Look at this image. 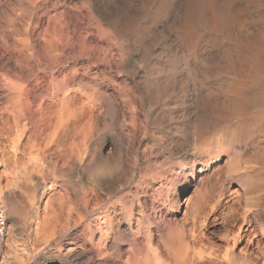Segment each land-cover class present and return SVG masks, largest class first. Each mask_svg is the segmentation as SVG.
Here are the masks:
<instances>
[{"label": "rangeland", "instance_id": "1", "mask_svg": "<svg viewBox=\"0 0 264 264\" xmlns=\"http://www.w3.org/2000/svg\"><path fill=\"white\" fill-rule=\"evenodd\" d=\"M258 1L0 0V202L8 217L0 264H79L77 253H92L101 226L110 232L103 261L123 264L131 237L118 218L124 204L139 216L137 204L152 203L151 183L180 198L168 216L188 229L199 198L202 252L233 264L231 252L244 250L237 264H252L250 254L264 264V127L251 119L264 78L226 67L244 58L254 72L264 65ZM234 82L250 83L246 96L226 94ZM235 100L249 111L244 121L232 117Z\"/></svg>", "mask_w": 264, "mask_h": 264}, {"label": "bare ground", "instance_id": "2", "mask_svg": "<svg viewBox=\"0 0 264 264\" xmlns=\"http://www.w3.org/2000/svg\"><path fill=\"white\" fill-rule=\"evenodd\" d=\"M247 1V0H246ZM255 1V0H254ZM258 1V0H257ZM259 2V1H258ZM235 3V2H234ZM226 4V3H225ZM232 4H233V2H232ZM247 4V3H246ZM251 4V3H250ZM264 1L263 2H260V9H262L264 6ZM229 6V5H228ZM232 5H230L229 7H231ZM248 6V5H247ZM237 7V6H236ZM258 7H259V4H258ZM224 8H225V6H224ZM227 8V7H226ZM232 8V7H231ZM228 9V8H227ZM239 9V8H238ZM249 9V8H248ZM63 10V9H62ZM235 10V9H234ZM233 10V11H234ZM240 10V9H239ZM238 10V11H239ZM259 10V9H258ZM257 10V11H258ZM226 11H228V10H226ZM231 11V10H230ZM232 11V12H233ZM237 11V10H236ZM240 12V11H239ZM242 12V11H241ZM254 12V11H253ZM261 12V11H260ZM262 12L263 13H260V15H259V13L258 14H256V15H259L257 18H259L260 16H262L260 19L262 20V19H264V10H262ZM227 13V12H226ZM231 13V12H230ZM229 15V14H228ZM238 15H239V13H238ZM238 15H234V17L235 16H238ZM253 15V14H252ZM37 16V15H36ZM231 16H233V14L231 15ZM241 16V15H240ZM242 16H243V13H242ZM239 17V16H238ZM237 17V18H238ZM67 18V17H66ZM231 19V18H230ZM230 19H228L227 18V21L229 20L230 21ZM31 20V19H30ZM72 20V19H71ZM214 20H216V19H214ZM224 20V19H223ZM232 20H234L233 18H232ZM256 20V19H255ZM260 20V21H261ZM57 21H58V19H57ZM63 21H64V19H63ZM252 21V20H251ZM250 21V22H251ZM258 21V20H257ZM29 22V21H28ZM223 23H224V21H223ZM261 23V22H260ZM263 23V22H262ZM24 24V23H23ZM60 24V23H59ZM225 24V23H224ZM259 25V24H258ZM63 26V25H62ZM67 26V25H66ZM264 26V25H263ZM262 26V27H263ZM1 27V26H0ZM36 27V26H35ZM261 27V26H260ZM70 28V27H69ZM77 28V27H76ZM5 29V28H4ZM37 29V28H36ZM35 29V30H36ZM63 29V27L61 28V30ZM74 29V28H73ZM230 29V28H229ZM229 29H227V30H229ZM264 29V28H263ZM3 30V29H2ZM23 30V29H22ZM66 30V29H65ZM260 30H262V29H260ZM63 31V30H62ZM32 32V31H31ZM61 32V31H60ZM65 32V31H64ZM260 32V31H259ZM3 33V32H2ZM9 33V32H8ZM12 33V32H11ZM34 33V32H33ZM229 33V32H228ZM249 33H251L250 31H249ZM261 33H263V31L261 32ZM18 34V33H17ZM230 34V33H229ZM264 34V33H263ZM262 34V35H263ZM59 35V34H58ZM63 36V35H62ZM80 36V35H79ZM191 36V35H190ZM192 36H194V35H192ZM250 36V35H249ZM248 36V37H249ZM264 36V35H263ZM16 37V36H15ZM25 37V36H24ZM38 37H39V35H38ZM253 37V36H252ZM258 37V36H257ZM261 37V36H260ZM5 38V37H4ZM9 38V37H8ZM47 38V37H46ZM66 38H67V36H66ZM77 38H78V36H77ZM231 39H232V37H230ZM235 37L233 36V39H234ZM194 39V38H193ZM228 39V38H227ZM226 39V40H227ZM257 39V38H256ZM259 39V38H258ZM262 39H263V37H262ZM4 40V42L6 41V39H3ZM224 40V39H223ZM229 40V39H228ZM249 40V39H248ZM252 40H253V38H252ZM43 41V40H42ZM41 41V42H42ZM62 41V40H61ZM233 42V41H232ZM235 42H237V40H235ZM243 42V41H242ZM254 42V44L257 46V45H263V44H261V43H255L256 41H253ZM258 42V41H257ZM7 43H8V41H7ZM72 43V42H71ZM245 44H246V40H245V42H244ZM248 43V42H247ZM250 43V42H249ZM27 44V43H26ZM43 44H45V43H43ZM229 44V43H228ZM235 44V43H234ZM238 45H239V49H241L240 48V46H243L241 43H237ZM244 44V45H245ZM254 44H251V47L254 45ZM6 45V44H5ZM29 45H30V43H29ZM248 45V44H247ZM22 46V45H21ZM255 46V47H256ZM246 47V46H245ZM250 47V46H249ZM8 48V47H7ZM11 48V47H10ZM22 49H23V47H21ZM26 48V47H25ZM24 48V49H25ZM28 48H30L29 46H28ZM68 48V47H67ZM71 48V47H70ZM81 48H82V46H81ZM256 48H260L259 46L258 47H256ZM19 49V48H18ZM27 49V48H26ZM234 49V48H233ZM261 49H264V48H261ZM260 49V50H261ZM37 50V49H36ZM50 50V49H49ZM77 50H79V49H77ZM229 50V49H228ZM236 50V49H235ZM238 50V49H237ZM248 50H249V48H248ZM255 50V49H254ZM257 50V49H256ZM35 51V50H34ZM246 51H247V49H246ZM250 51H252V49L250 50ZM258 51H259V49H258ZM257 51V52H258ZM263 51V50H262ZM32 52V51H31ZM45 52V51H44ZM47 52V51H46ZM69 52V51H68ZM227 52V51H226ZM233 52V51H232ZM235 52V51H234ZM241 52V51H240ZM243 52V51H242ZM244 52H245V50H244ZM264 52V51H263ZM14 53V52H13ZM34 52H32V54H33ZM49 53V52H48ZM237 53V52H236ZM254 53V52H253ZM30 54V53H29ZM43 54V53H42ZM46 54V53H45ZM44 54V55H45ZM49 54H51V53H49ZM72 54V53H71ZM229 54H230V52H229ZM228 54V55H229ZM234 54V53H233ZM255 54V53H254ZM259 54V53H258ZM257 54V55H258ZM34 55H35V53H34ZM33 55V57H35ZM43 55V56H44ZM235 55V54H234ZM233 55V56H234ZM239 54H237V56H238ZM249 55V54H248ZM248 55H246V58H247V56ZM260 55V54H259ZM28 56V55H27ZM46 56V55H45ZM240 56V55H239ZM244 56H245V54H244ZM262 56V55H261ZM24 57V56H23ZM30 57H32V55L30 56ZM41 57V56H40ZM249 57V56H248ZM252 57H254V56H252ZM70 58V57H69ZM226 58H228V57H226ZM230 58V57H229ZM232 58H234V57H232ZM243 58V57H242ZM26 59V58H25ZM32 59V58H31ZM44 59V58H43ZM42 59V60H43ZM48 59H49V57H48ZM240 59H241V57H240ZM259 59H262V57H260ZM38 60V59H37ZM39 60H41V59H39ZM42 60H41V62H42ZM45 60H46V57H45ZM50 60V59H49ZM48 60V61H49ZM237 60V59H236ZM235 60V61H236ZM242 60H245V58L244 59H242ZM241 60V61H242ZM256 60V59H255ZM22 61V60H21ZM27 61V63L29 62V60H26ZM30 61H32V60H30ZM52 61V60H51ZM230 61H231V59H230ZM241 61L239 62L240 64H238V62H237V64H238V66H236L234 63V60H233V62H229V61H227L229 64L228 65H226V67H227V69H228V71H231V72H234L235 73V75H240V76H242L241 78H243V79H252V78H264V65L262 64H260V70H259V72H258V70H255V72L254 71H252V65L250 66V64L249 63H246V62H244V63H241ZM257 61H258V56H257ZM263 61V60H262ZM40 62V61H39ZM44 62H46V61H44ZM60 62V61H59ZM249 62V61H248ZM260 62H261V60H260ZM43 63V62H42ZM56 63V62H55ZM250 63H251V61H250ZM259 63V62H258ZM37 64H38V61H37ZM44 64V63H43ZM255 65H256V63H254ZM7 65V64H6ZM42 65V64H41ZM48 65V64H47ZM53 65V64H52ZM17 66V65H16ZM37 66H39V64L37 65ZM225 67V66H224ZM255 67V66H254ZM7 68V67H6ZM28 68H29V65H28ZM35 68H39V67H35ZM4 69V68H3ZM43 69V68H42ZM226 69V68H225ZM8 70V69H7ZM18 70V69H17ZM24 70V69H23ZM51 70V69H50ZM58 70V69H57ZM13 71V70H12ZM44 71V70H43ZM2 72H3V70H2ZM19 72V71H18ZM27 72V71H26ZM46 72V71H45ZM254 72V73H253ZM9 74V73H8ZM7 74V75H8ZM15 73H13V75H14ZM73 74V73H72ZM4 75V74H3ZM23 75V74H22ZM35 75V74H34ZM45 75V74H44ZM56 75V74H55ZM6 76V75H5ZM17 76H18V74H17ZM32 76V75H31ZM63 76V75H62ZM9 77V76H8ZM10 78V77H9ZM21 78V77H20ZM23 78V77H22ZM240 78V79H241ZM15 79V78H14ZM17 79V78H16ZM24 79V78H23ZM27 79H28V77H27ZM59 79V78H58ZM75 79V78H74ZM238 79V78H237ZM38 80H40V78L38 79ZM63 80V79H62ZM69 80V79H68ZM71 80V79H70ZM253 80V79H252ZM257 80H259V79H257ZM4 81V80H3ZM7 81V80H6ZM15 81V80H14ZM22 81V80H21ZM61 81V80H60ZM234 81H235V79H234ZM256 81V80H255ZM261 81V80H260ZM44 82V81H43ZM51 82V81H50ZM241 82H244V81H241ZM253 82V81H252ZM17 83V82H16ZM232 83V82H231ZM249 83V82H248ZM247 82L245 83V84H240V83H235L234 82V84L232 85H230L228 88L225 86V85H227L226 83H225V87L227 88L226 90H227V92L228 93H226L228 96L230 95V93H232V94H236V96L238 95V97L240 96L239 95V93L241 94L242 92H244V91H248L247 90V88H248V86L250 85V83L248 84ZM255 83V82H254ZM259 84H260V82H258ZM39 84V83H38ZM73 84V83H72ZM195 84V83H194ZM256 84H257V81H256ZM258 84V85H259ZM262 84V83H261ZM11 85V84H10ZM23 85H24V83H23ZM7 86V85H6ZM67 86V85H66ZM223 85H222V87H224ZM260 86V85H259ZM259 86H257V87H259ZM3 87V86H2ZM44 87V86H43ZM224 87V88H225ZM256 87V86H255ZM254 87V88H255ZM223 88V89H224ZM2 89V88H1ZM222 90V89H221ZM252 90V89H251ZM257 90V92H258V90H259V88L258 89H256ZM64 91H66V90H64ZM224 91V90H223ZM260 92H259V98H256V100L257 99H259V101L261 100L262 102L260 103V105H256L255 107H260V110L258 111V113H256L255 115H251L252 117H251V119L253 120V122L254 123H256V124H260L261 126H263L264 127V85L261 87V89L259 90ZM6 92V91H5ZM42 92V91H41ZM48 92V91H47ZM74 92V91H73ZM252 92H253V90H252ZM252 92H250V93H252ZM224 93V92H223ZM222 93V94H223ZM246 93V92H245ZM245 93H242V94H245ZM10 94V93H9ZM35 94V93H34ZM220 94H221V92H220ZM221 94V95H222ZM224 95V97H226L227 95ZM231 94V95H232ZM253 95H254V93H252ZM257 94V93H256ZM20 95V94H19ZM39 95H40V93H39ZM38 95V96H39ZM62 96V95H61ZM75 96H77L76 95V93H75ZM227 96V97H228ZM245 96H246V94H245ZM244 96V97H245ZM241 97H243V95L241 96ZM243 97V98H244ZM248 97H250V96H248ZM256 97V96H255ZM1 98V97H0ZM27 98V97H26ZM73 98V97H72ZM231 98V97H230ZM233 98V97H232ZM217 99H219V98H217ZM223 99H227V98H223ZM234 99V98H233ZM245 99V98H244ZM246 99H248V98H246ZM6 100H7V98H6ZM25 100V99H24ZM34 100V99H33ZM74 100V99H73ZM228 100H229V97H228ZM251 100V99H250ZM250 100L248 101L247 100V102H250ZM255 100V101H256ZM9 101V100H8ZM14 101V100H13ZM231 101V100H230ZM235 101H237V100H235ZM240 101V100H239ZM252 101H254V100H251V102ZM254 101V102H255ZM20 102V101H19ZM40 102V101H39ZM238 102V101H237ZM244 102V101H243ZM253 102V103H254ZM17 103V102H16ZM28 103V102H27ZM224 103V102H223ZM230 103V102H229ZM233 103V102H232ZM253 103H252V105H253ZM257 103H258V101H257ZM12 104H14V103H12ZM47 104V103H46ZM80 104H82L81 103V101H80ZM228 104V103H227ZM234 104H236L237 105V108H236V112H235V110H234V108L236 107L235 105H234V108L233 107H230L231 106V104H230V108H233L232 110H234V111H232V112H234L233 114H232V117H233V115L235 116L234 118H237V120L238 119H240L241 121L243 120L244 121V119H245V117L247 116V114L249 113V111H248V113L246 112V109H244L245 110V112L247 113H245L243 110L242 111H239V110H241L242 108H243V106H242V104L240 103V102H238V104L237 103H235L234 102ZM248 104H250V103H248ZM10 105V104H9ZM32 105V104H31ZM233 105V104H232ZM255 105V104H254ZM7 106V105H6ZM16 106V105H15ZM69 106H71V105H69ZM78 106V105H77ZM227 106V107H228ZM74 107V106H73ZM80 107V106H79ZM83 107V106H82ZM226 107V106H225ZM248 107H250V106H248ZM252 107H254V106H252ZM5 108V107H4ZM12 108V107H11ZM18 108V107H17ZM28 108H30V107H28ZM27 108V109H28ZM32 108V107H31ZM49 108V107H48ZM50 108H52L51 106H50ZM93 108V107H92ZM251 108V107H250ZM10 109V108H9ZM35 109H38V106H37V108L35 107ZM77 109V108H76ZM83 109V108H82ZM229 109V108H228ZM228 109H226V110H228ZM257 109V108H256ZM12 110H14V109H12ZM17 110V109H16ZM18 110H19V108H18ZM17 110V111H18ZM49 110V109H48ZM53 110V109H52ZM66 110H68V108L66 109ZM75 110V109H74ZM78 110H80V109H78ZM88 110V109H87ZM230 110V109H229ZM255 110V109H254ZM258 110V109H257ZM28 111V110H27ZM37 111V110H36ZM40 111V110H39ZM44 111V110H43ZM46 111V110H45ZM57 111H58V109H57ZM81 111V110H80ZM85 111V110H84ZM231 111H228L229 112V114H230V112ZM251 111H252V109H251ZM15 112V111H14ZM35 112V111H34ZM33 112V113H34ZM72 112V111H71ZM79 112V111H78ZM227 112V113H228ZM231 112V113H232ZM7 113V112H6ZM10 113V112H9ZM9 113H7V114H9ZM13 113V112H12ZM38 113V112H37ZM41 113V112H40ZM45 113V112H44ZM58 113H60V112H58ZM81 113V112H80ZM255 113V112H254ZM253 113V114H254ZM14 114V113H13ZM16 114V113H15ZM24 114H26V113H24ZM36 114V113H35ZM52 113L50 112V115H51ZM86 114V113H85ZM228 114V115H229ZM17 115V114H16ZM27 115H29V114H27ZM46 115V114H45ZM44 115V116H45ZM69 115V114H68ZM79 115V114H78ZM231 115V114H230ZM229 115V116H230ZM11 116V115H10ZM22 116V115H21ZM34 116V115H33ZM48 116V115H47ZM122 116V115H121ZM229 116H228V118H229ZM249 116V115H248ZM210 117V116H209ZM217 117V116H216ZM224 117H226V116H224ZM223 117V118H224ZM4 118V117H3ZM13 118V117H12ZM19 118H20V116H19ZM25 118V117H24ZM41 118V117H40ZM39 118V119H40ZM44 118V117H43ZM57 118V117H56ZM65 118V117H64ZM88 118V117H87ZM119 118V117H118ZM124 118V117H123ZM208 118V117H207ZM220 118H222V117H220ZM227 118V117H226ZM234 118H233V121L232 122H234ZM31 119V118H30ZM29 119V120H30ZM47 119H48V117H47ZM203 119V118H202ZM225 119V118H224ZM224 119H221V120H224ZM230 119H232V118H230ZM15 120V119H14ZM41 120V119H40ZM57 120V119H56ZM55 120V121H56ZM77 120V119H76ZM120 120V119H119ZM208 120V119H207ZM246 120V119H245ZM6 121V120H5ZM8 121V120H7ZM23 121V120H22ZM26 121H28V120H26ZM46 121V120H45ZM61 121V120H60ZM66 121V120H65ZM68 121V120H67ZM82 121V120H81ZM205 121V120H204ZM213 121V120H212ZM216 121H217V119H216ZM248 121H249V119H248ZM40 122V121H39ZM42 122V121H41ZM43 122H44V120H43ZM62 122V121H61ZM60 122V123H61ZM121 122V121H120ZM201 122V121H200ZM214 122V121H213ZM221 122V121H220ZM228 122V121H227ZM236 122V121H235ZM234 122V123H235ZM250 122H252V121H250ZM8 123V122H7ZM16 123V122H15ZM21 123V122H20ZM26 123V122H25ZM212 123V122H211ZM219 123V122H218ZM223 123H226L225 122V120H224V122ZM223 123H222V125H223ZM244 122H242V124H243ZM19 124V123H18ZM42 124V123H41ZM40 124V125H41ZM62 124H63V122H62ZM65 124V123H64ZM134 124H135V122H134ZM137 124V123H136ZM202 124H205V123H202ZM214 124V123H213ZM221 124V123H220ZM232 124V123H231ZM238 124H240V121H239V123H237L236 125L238 126ZM246 124L247 123H245V126H246ZM24 125V124H23ZM45 125V124H44ZM43 125V126H44ZM56 125H57V123H56ZM55 125V126H56ZM59 125V124H58ZM207 125V124H206ZM209 125V124H208ZM210 125H212V124H210ZM229 125H230V122H229ZM235 125V126H236ZM241 125V124H240ZM254 125V124H253ZM25 126V125H24ZM23 126V127H24ZM37 126V125H36ZM42 126V127H43ZM51 126V125H50ZM50 126H49V128H50ZM236 126V127H237ZM243 127H245L244 125H242ZM248 126V125H247ZM255 126V125H254ZM26 127V126H25ZM69 127V126H68ZM133 127V126H132ZM202 127V126H201ZM204 128H205V126H203ZM241 127V126H240ZM242 127V128H243ZM252 127V125H250L249 126V128H251ZM255 127H259V125H257V126H255ZM35 128V127H34ZM39 128V127H38ZM76 128V127H75ZM134 128V127H133ZM136 128V127H135ZM238 128V127H237ZM241 128V129H242ZM254 127H252L251 129L252 130H254V131H257L256 129H253ZM262 128V127H261ZM42 129V128H41ZM44 129V128H43ZM86 129V128H85ZM228 129H230V128H228ZM227 129V130H228ZM239 129V128H238ZM246 130H247V128H245ZM250 129V130H251ZM257 129H260V128H257ZM262 129H264V128H262ZM34 130V129H33ZM32 130V131H33ZM66 130V129H65ZM189 130V129H188ZM206 130V129H205ZM204 130V131H205ZM234 130L237 132V130H236V128H234ZM251 130V131H252ZM57 131V130H56ZM74 131V130H73ZM72 131V132H73ZM131 131V130H130ZM203 131V130H202ZM229 131V130H228ZM231 131V130H230ZM239 131V130H238ZM241 131V130H240ZM245 131V130H244ZM244 131H242V132H239V133H245ZM247 131H249V130H247ZM251 131H250V133H251ZM254 131H252V134H253V132ZM260 131H262V130H260ZM131 132H133V131H131ZM136 132V131H135ZM206 132V131H205ZM208 132V131H207ZM232 132V131H231ZM264 132V131H263ZM35 133V132H34ZM46 133H47V131H46ZM123 133V132H122ZM203 133V132H202ZM218 133V132H217ZM233 133V132H232ZM47 134H49V131H48V133ZM65 134V133H64ZM127 134V133H126ZM133 134V133H132ZM195 134V133H194ZM205 134V133H204ZM207 134V133H206ZM50 135V134H49ZM53 134H51V136H52ZM55 135H56V133H55ZM67 135V134H66ZM65 135V136H66ZM251 135V134H250ZM50 136V137H51ZM134 136V135H133ZM203 136V135H202ZM205 136V135H204ZM43 137V136H42ZM41 137V138H42ZM72 137V136H71ZM191 137V136H190ZM234 137V136H233ZM248 137V136H247ZM46 138V137H45ZM54 138V137H53ZM60 138V137H59ZM58 138V139H59ZM85 138V137H84ZM88 138V137H87ZM136 138V137H135ZM207 138H209V137H207ZM42 139H44V138H42ZM47 139V138H46ZM50 139V138H49ZM63 139V138H62ZM69 139H71V138H69ZM81 139V138H80ZM86 139V138H85ZM90 139V138H89ZM124 139V138H123ZM54 140V139H53ZM65 140H66V138H65ZM88 140V139H87ZM205 140H208V139H206L205 138ZM35 141V140H34ZM55 141V140H54ZM71 141V140H70ZM80 141V140H79ZM85 141V140H84ZM84 141H83V143H84ZM37 142V141H36ZM48 142V141H47ZM63 142V141H62ZM65 142V141H64ZM38 143V142H37ZM51 143V142H50ZM50 143H48V144H50ZM88 143V142H87ZM47 144V143H46ZM45 144V145H46ZM69 144V143H68ZM38 145V144H37ZM40 145V144H39ZM44 145V144H43ZM42 145V146H43ZM87 145V144H86ZM41 146V147H42ZM49 146V145H48ZM47 145L45 146V147H48ZM66 146V145H65ZM69 146H70V144H69ZM208 147V146H207ZM211 147V146H210ZM49 148H50V146H49ZM75 148V147H74ZM86 148V147H85ZM87 148H88V145H87ZM42 149V148H41ZM215 149V148H214ZM218 149H219V147H218ZM57 150V149H56ZM65 150H68V149H65ZM59 151V153H60V149L58 150ZM64 151V150H63ZM70 151V150H69ZM42 152V151H41ZM62 152V151H61ZM84 152V151H83ZM206 152V151H205ZM209 152V151H208ZM63 154V153H62ZM264 154V153H263ZM60 155V154H59ZM66 156V155H65ZM81 157V156H80ZM94 157V156H93ZM68 158V157H67ZM58 159H60V158H58ZM65 159V158H64ZM75 159V158H74ZM68 161H69V159H68ZM259 161H260V165H262L261 167H264V155L262 156V157H260V159H259ZM97 162V161H96ZM115 162V161H114ZM90 163H91V160H90ZM38 164V163H37ZM41 164V163H40ZM87 164V163H86ZM89 164V163H88ZM88 164H87V167H88ZM40 166V165H39ZM35 168V167H34ZM37 168V167H36ZM38 168H40V167H38ZM225 168V167H224ZM101 169V168H100ZM23 170V169H22ZM32 170V169H31ZM39 170V169H38ZM45 170V169H44ZM102 170V169H101ZM104 170V169H103ZM202 170V169H201ZM97 171V170H96ZM264 171V170H263ZM26 172V171H25ZM100 172H102V171H100ZM27 173V172H26ZM43 173H44V171H43ZM99 173V172H98ZM115 173V172H114ZM188 172H185V171H183L182 172V174H184V175H186ZM100 174V173H99ZM110 174V173H109ZM181 174V173H180ZM102 175V174H101ZM183 176V175H182ZM18 177V176H17ZM14 180V179H13ZM16 183V182H15ZM14 187V186H13ZM170 188V186H168V185H166V186H164L163 187V184L161 185V186H159V187H157V188H154V184L153 183H151L150 184V189L152 190V192H153V201H152V203L151 204H149L148 202H146V201H144V202H142V203H139V204H137V206L140 208L139 210V216H137L136 215V213H135V208H134V203L133 202H131L130 204H124L123 205V210H124V212H123V216H122V218H118V220H119V222H124V223H126V225H127V227L124 229V231H123V233L126 235V236H130L131 237V244L130 245H132V247L129 245V249H127V250H129L128 251V253H129V258L128 259H126V261L125 262H123V264H215V261L217 260V262L216 263H221L222 261H221V259H223L224 257H220V256H217L216 257V255H215V257H211V255H207L206 254V252L204 253V252H202V250H200V249H198L197 247H196V244H197V242H198V240H199V238H200V236H201V234L202 233H200V230L198 231V224H197V212L199 211V209H201L202 208V206H201V202H199V198H198V200H197V202L198 203H196V205H195V208H196V210H195V215H194V217L191 219V223H192V228H190V229H188L187 228V226L185 225V223L184 224H179V223H176L173 219H172V217H169L168 216V214H169V212H170V210H169V207L171 206V205H178V203L180 202V198L178 197V196H175V193H174V191L173 190H170L169 189ZM19 192V191H18ZM3 193H4V189L2 188V187H0V197L3 195ZM19 194V193H18ZM97 194V193H96ZM88 196V195H87ZM194 198V197H193ZM190 199H192L191 197H190ZM145 200H147V199H145ZM137 201V200H136ZM99 203V202H98ZM192 204V203H191ZM194 204V203H193ZM189 205V204H188ZM190 206V205H189ZM162 208V209H160V208ZM174 207V206H173ZM171 208V207H170ZM191 208V207H190ZM230 212V211H229ZM191 214V213H190ZM193 214V213H192ZM236 216H237V214H236ZM207 218H208V215L206 216ZM233 217H235V216H233ZM239 217V216H238ZM223 220H225V219H223ZM199 221V220H198ZM185 222V221H184ZM227 222V221H226ZM183 223V222H182ZM108 224V223H107ZM206 227H208V225L206 226ZM152 228H155V231H152ZM205 228V227H204ZM100 232H101V235H100V237L98 238V241L95 243V247H94V249L92 250V253L91 254H88V252L87 251H82V252H79V253H77V262L79 263V264H105V261H103V258H105V257H103V245H105L104 244V242L108 239V236H109V234H110V232H109V227H103V226H101L100 227ZM111 230V229H110ZM202 231V230H201ZM115 232V231H114ZM120 232V231H119ZM92 234H93V232L90 234V236L88 237V239L89 240H91V242L92 243H94L93 241H94V238H93V236H92ZM116 234V233H115ZM119 234H122V232H120ZM111 235H112V233H111ZM155 235H158L159 237H160V240H159V243L157 244V245H155V243L153 242V237L155 236ZM235 237V236H234ZM142 239V240H141ZM232 239V241H233V243L230 245V246H235L236 245V239H233V238H231ZM230 239V240H231ZM117 240V239H116ZM231 241V242H232ZM248 246H250V245H252V243H251V241H248V244H247ZM93 246H94V244H93ZM114 246H117L118 247V245H116V243H115V245H113V248H115ZM247 246V247H248ZM116 247V248H117ZM251 247V246H250ZM119 248V247H118ZM117 248V249H118ZM228 249H229V247H228ZM232 249H234V248H232ZM246 249V248H245ZM121 250V249H120ZM262 253V252H261ZM231 254L232 255H230L231 257H230V261L233 263V264H237V262H238V257L239 256H247L246 255V253L244 252V250H242V251H240L239 252V256L237 257V258H235V252L233 251V252H231ZM106 255V254H105ZM219 255V254H218ZM119 256V255H118ZM258 256V255H257ZM264 256V255H263ZM248 257H250L251 258V260L253 261V263L252 264H256V262H257V260H258V258L257 257H253L251 254L248 256ZM242 258V257H241ZM219 259V260H218ZM225 259V258H224ZM226 260V259H225ZM221 261V262H220ZM226 262H227V260H226ZM225 262V263H226ZM223 264H224V261L222 262ZM239 263V262H238ZM107 264V263H106ZM122 264V263H121Z\"/></svg>", "mask_w": 264, "mask_h": 264}, {"label": "built area", "instance_id": "3", "mask_svg": "<svg viewBox=\"0 0 264 264\" xmlns=\"http://www.w3.org/2000/svg\"><path fill=\"white\" fill-rule=\"evenodd\" d=\"M8 225L7 208L0 202V245L4 244Z\"/></svg>", "mask_w": 264, "mask_h": 264}]
</instances>
